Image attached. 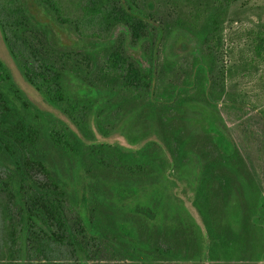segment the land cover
Wrapping results in <instances>:
<instances>
[{"label": "trees", "instance_id": "16d2710c", "mask_svg": "<svg viewBox=\"0 0 264 264\" xmlns=\"http://www.w3.org/2000/svg\"><path fill=\"white\" fill-rule=\"evenodd\" d=\"M150 1L0 0V35L9 57L28 91L61 116L38 107L0 59V264H89L112 248L134 253L131 264H157L141 257L146 245L141 247L127 223L118 222L107 230L93 218L97 206L109 201L97 204L96 196L90 197L85 191L77 200L52 152L82 164L86 175L89 169L123 170L127 179L118 187L111 182L99 183L104 191L106 188L105 195L110 193L127 212L143 217L151 227L162 222L157 203L169 202L178 217L186 215L190 221L187 229L196 228L197 241L214 236L207 190L198 184L199 166L190 153L189 165H182V174L177 176L184 183L182 193H190L192 209L201 216L202 225L171 191L172 186L177 188L171 179L175 161L163 142L146 138L129 141L126 147L107 140L88 143L81 137L86 132L95 139V134L110 137L109 133L116 132L108 128L112 125L103 128L101 124L109 102L121 94L145 98L151 107L161 109L182 104L177 97L180 86H169L166 100H159L155 93L157 48L170 29L167 22L162 26L156 21L154 3L163 1L174 11L178 5L176 0ZM237 1L195 0L192 11L181 14L175 22L195 36L205 52L193 65L195 80L191 83L197 87V95H207L214 59L206 48L217 38L218 19ZM40 14L74 36L73 46L62 44L52 27L38 18ZM117 28H121L123 38L115 37ZM256 39L255 52L260 56L264 37L258 34ZM176 45L177 40L171 51ZM137 53L148 63L147 68L137 59ZM93 67L96 75L91 74ZM205 114L212 127L215 115ZM212 141L227 160L237 158L232 142L220 135ZM155 176L162 177L166 185H147L146 180ZM242 184L251 227L260 240L251 264H264V196L254 185ZM214 241L196 258L202 256L206 264L217 256L215 264H237L234 259L239 247L234 241ZM198 249L201 253V246Z\"/></svg>", "mask_w": 264, "mask_h": 264}, {"label": "rangeland", "instance_id": "374dc122", "mask_svg": "<svg viewBox=\"0 0 264 264\" xmlns=\"http://www.w3.org/2000/svg\"><path fill=\"white\" fill-rule=\"evenodd\" d=\"M176 2L178 7L175 11L163 1H160V5L154 3L157 7L156 21L162 26L167 22L170 29V34L157 48L155 93L158 98L161 97L159 100H166L169 86L175 88L180 86L181 90L177 97L178 100L183 101L182 104L161 109L159 106L151 107L145 98L121 94L109 102L111 104H108L107 110L103 113L101 124L103 128L112 125L113 127L108 128L115 129L116 132L109 133L110 137H103L98 133L95 134V139L91 132L85 131L86 134L81 133V137L88 143L107 140L113 145L126 147H129V141L141 142L146 138L163 142V146L170 149L171 158L173 157L175 161L174 170L171 172L175 176L171 179L177 188L174 189L171 185V191L173 189L172 193L183 201L197 219L196 222L202 225L201 216L192 209L190 193H182L181 187L184 183L179 181L177 176V173L182 174L180 171L182 165H189L187 153H190L199 166L198 184L205 185L207 190L210 206L208 214L214 228V236L208 237L207 240L201 237L200 241H197L196 228L187 229L190 221L187 220L186 215L181 214V217H178L171 211L169 202L157 203L156 207L159 209L162 222L151 227L143 217L127 212L125 205L114 199L110 193L107 192L108 195H105L106 188L104 191L100 183L111 182L115 184L114 187H118L127 179L123 170L89 169L90 174L86 175L82 164L56 152H52V157L72 189L74 188L72 194L77 200L85 191L90 197L93 194L96 196L94 198L97 204L105 199L109 201L105 206L101 204L97 206L93 218L107 230L113 229L118 222L127 223L137 236L141 247L142 244L146 245L141 252V257L145 261L157 264L198 262L204 264L202 256L199 258L200 261L196 257L202 255L205 246L211 245L216 239L224 242L234 241L239 247L236 256L234 255V262L251 264L255 261V245L260 240L251 227L250 209L244 199L242 182L254 185L264 196V51L260 56L255 52L256 35L260 34L264 37V0H238L218 19L217 38L214 43H210L209 49L206 48L207 52L213 54L214 59L206 98L202 93L197 95V87L191 83V79L195 80L193 65L197 59L204 57L205 52L200 49L195 36L175 25L181 14L192 11L195 0H176ZM168 14L170 16L167 18ZM38 18L52 27L62 44L73 46L76 41L74 36L55 26L45 15L40 14ZM114 35L121 38V28H117ZM176 40L177 48L171 51ZM143 47L146 50L148 48ZM136 57L143 68L148 67V63L139 53ZM0 59L38 107L59 115L57 111L28 91V86L4 47L1 35ZM91 74L96 75L94 67ZM206 112L215 115L212 119V127L204 119ZM50 126H53V122ZM217 135L233 143L237 153L234 161L227 160L213 144L212 138ZM46 142L44 141V144L47 148ZM146 181L150 187L157 185L161 188L166 185V181L158 176ZM198 242H201V245H198ZM159 250L168 255L161 254ZM133 255L134 253L126 254L124 251L112 248L98 254L97 260L89 264H131L130 256ZM216 257L214 256V261L206 264H215Z\"/></svg>", "mask_w": 264, "mask_h": 264}]
</instances>
